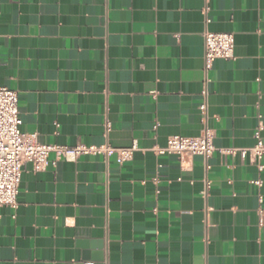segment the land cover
Listing matches in <instances>:
<instances>
[{"label":"crops","instance_id":"crops-1","mask_svg":"<svg viewBox=\"0 0 264 264\" xmlns=\"http://www.w3.org/2000/svg\"><path fill=\"white\" fill-rule=\"evenodd\" d=\"M205 31L235 34V58L209 71L214 144L253 147L264 0H0V86L19 93L22 131L139 147L121 164L26 163L0 209V264H264V156L154 151L202 131Z\"/></svg>","mask_w":264,"mask_h":264},{"label":"built area","instance_id":"built-area-1","mask_svg":"<svg viewBox=\"0 0 264 264\" xmlns=\"http://www.w3.org/2000/svg\"><path fill=\"white\" fill-rule=\"evenodd\" d=\"M235 58V34L233 32H204V69L203 101L199 105L203 128L199 136L172 135L164 146L154 148L158 154L202 155L206 161L214 151L223 155L240 151L242 155L249 154L253 161L263 168L261 160L264 156V139L261 129L255 132L256 144L249 148H218L214 144L215 132L209 126L208 119V86L209 71L216 59ZM1 65V60H0ZM19 108V93L7 86H0V209L5 206L16 207L23 168L31 163L35 171L43 170L49 164V156L55 153L57 158L66 161H77L87 154H103L106 157L116 153L119 164L130 160L139 149L135 141L130 147L116 148L109 144L75 146L43 143L37 132H24ZM260 183V181H256ZM209 183L204 194L207 193ZM263 222V219H261Z\"/></svg>","mask_w":264,"mask_h":264}]
</instances>
